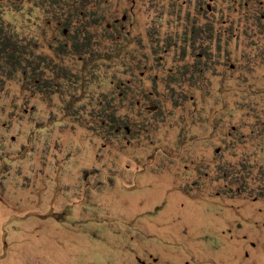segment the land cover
I'll list each match as a JSON object with an SVG mask.
<instances>
[{
  "label": "rangeland",
  "instance_id": "1",
  "mask_svg": "<svg viewBox=\"0 0 264 264\" xmlns=\"http://www.w3.org/2000/svg\"><path fill=\"white\" fill-rule=\"evenodd\" d=\"M110 1L112 7L95 8L104 20L97 30H84L77 53L74 32L64 28L63 33L61 28L45 32L48 42H40L42 54L70 71L84 60L89 67L95 51L112 46L106 31L118 37L125 17L145 31L162 11L172 8L160 7L161 0H106L108 5ZM167 1L178 14L191 12L185 4L193 0ZM198 1L201 7L191 12L190 26L202 34L207 30L203 40L208 43L217 41L208 29L214 25L216 37L219 31L226 38L234 34L248 45L245 32L233 23L243 24L253 12L254 20L256 13L264 16V0L255 10L246 8L247 0H216L215 6V0ZM183 26L177 33L182 34ZM75 30L78 38L81 22ZM54 31L58 36L51 40ZM199 42L195 51L192 42L183 45L194 54ZM240 54L241 67L256 65L264 77V64L251 56L250 47ZM189 60L192 63L193 57ZM220 80H208L209 89L201 93L207 101L204 107H211L215 117L200 114L182 132L180 112L174 119L176 108L167 103V120L149 131V140L142 134L131 144L111 142L68 120L35 133L37 123L49 120L50 104L38 96L22 99L19 84L8 81L0 92V264H264V200L221 199L216 192L223 185L213 183L242 159L254 158L264 133V125L256 126L264 121L258 105L262 102L256 101L251 87L239 95L231 89L221 94ZM180 83L176 89H190ZM224 84L243 86L230 79L229 72ZM256 86L255 91H262L264 78ZM59 102L54 99L57 108ZM233 109L234 117L228 116L226 110L231 114ZM222 159L232 163L229 169L219 166ZM206 186L212 190L209 194L203 193Z\"/></svg>",
  "mask_w": 264,
  "mask_h": 264
},
{
  "label": "trees",
  "instance_id": "2",
  "mask_svg": "<svg viewBox=\"0 0 264 264\" xmlns=\"http://www.w3.org/2000/svg\"><path fill=\"white\" fill-rule=\"evenodd\" d=\"M198 3L197 0L196 5L193 0L185 7L188 9L191 6L188 10L192 12L195 7H201ZM245 3L246 8L255 10L262 6L263 1L247 0ZM259 3L262 4L256 6ZM103 4L112 7V1L108 5L106 0H0V92L7 87L8 81L13 80L22 89L19 90L22 99L38 96L47 105L50 104L49 110L52 111L49 120L37 123L36 127L40 129H36L35 133L43 134L56 121L68 120L91 128L95 134H102L111 142L120 140L131 144L137 142L142 134L148 135L146 140H149V131L158 122L166 121L167 115L171 114L170 110L166 113V105L171 102L176 108L174 119L179 112L181 114L183 132L200 114L215 117L211 107H204L207 101L202 97L203 92L209 89L206 82L215 78L221 79V94L231 89L239 95L247 93V88L251 87L252 90H249L256 101L262 102L257 104L264 119V88H260L262 91L254 90L256 82L264 77L256 71V65L241 67L239 62L242 57L240 51L250 47L253 51L251 56L264 64V16L259 17L256 13L258 17L254 20L253 12V15L244 17L243 24L233 23L237 29L242 28L245 32L248 45L241 43L238 35L232 34L226 38L219 31L216 37L214 25H209L208 29L210 37L217 38V41L208 43L203 40L204 35H208L207 30L202 34L200 29L190 26L191 12L178 14L173 2L161 0L160 7L168 5L172 8L168 9L169 12L161 10L153 27L147 25L149 29L145 28V31L136 29V21L133 19L129 24L125 17L121 21L124 25L120 31L117 30L118 37L113 38L116 32L106 31L107 36H112V46L109 51H95L89 67L84 63L88 60H84L80 68L75 67L74 71H70L68 67L59 65V60L49 59L42 54L40 42H48L45 32L61 28L74 32L76 38L73 45L77 53L82 45L81 38L86 36L84 30L95 31L104 20V16L95 9ZM79 22L82 23V31L77 38L75 29ZM116 23H113L115 28ZM178 26H183L182 34L177 33ZM109 27L107 25L106 28ZM57 36L58 32L54 31L50 38L55 40ZM197 39L201 42L198 43L199 50L191 54L183 43L192 42L195 51L198 49L195 45ZM230 44H233L232 49H229ZM178 49L182 51L177 53ZM190 57H193L192 63ZM244 57L249 58V55ZM241 68H245V72ZM226 72H229L230 79L240 81L243 86L226 88ZM232 75H235L234 79ZM180 82L182 85L188 83L190 89H176L175 85ZM55 98L60 100L59 108L54 103ZM148 102L150 107L145 111ZM242 106L240 112L243 115L246 114L247 105L244 103ZM229 112L226 110L228 116L234 117L235 109L231 114ZM263 125L264 121L256 126L263 128ZM230 163L222 159L219 166L226 170L231 167ZM188 173L194 176L193 172ZM213 183L215 187L216 184L223 185L222 191H215L221 199L243 197L249 201L264 200V133L257 141L252 160L242 159L240 164L226 170L222 179L217 176ZM210 191L207 186L203 189L204 194Z\"/></svg>",
  "mask_w": 264,
  "mask_h": 264
}]
</instances>
